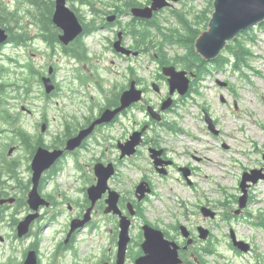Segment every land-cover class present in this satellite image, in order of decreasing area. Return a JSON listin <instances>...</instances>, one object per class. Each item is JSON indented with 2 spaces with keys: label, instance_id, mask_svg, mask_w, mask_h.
Here are the masks:
<instances>
[{
  "label": "rangeland",
  "instance_id": "374dc122",
  "mask_svg": "<svg viewBox=\"0 0 264 264\" xmlns=\"http://www.w3.org/2000/svg\"><path fill=\"white\" fill-rule=\"evenodd\" d=\"M90 1L88 0L89 5ZM92 1L98 9L104 7L101 8V15L104 14L103 11L111 10L115 4L113 0ZM0 2L12 10L17 9L20 17L26 16L19 0ZM208 6L209 0L173 1L155 16L160 30L148 28L154 46H150L149 51L145 53L128 58L117 56L109 49L106 37H111L110 33L96 29L85 37V43L91 53L98 55V59L91 64L97 65L93 72L59 51L46 49L41 42H37L38 49L34 50L37 55L24 52L25 48L14 46L12 43H2L0 67L3 66L6 72L0 79L8 87L0 92V110H9L11 118L23 121L22 126L31 133L41 131L38 120L43 115L49 119L50 131L53 134L61 132L63 115L68 114L69 119L77 123L78 120L84 121L86 116L98 114L106 98L126 87L130 77L135 79L141 88H147V92L143 102L123 113L113 125L102 126L91 136L90 148L79 156L82 165L80 169H77L73 159L69 158L64 170L55 173L46 188L54 191L60 204L57 208H45L42 211L43 219L35 220L36 225L33 223V237L15 240L11 218L6 220L2 233L8 240L0 242V264L22 262L24 251L34 241H38L40 264H100L105 257L116 258L117 245L113 239L120 230L117 229L116 232V229H112V224L105 223L98 213L94 216V227L83 229L84 226L77 229L79 232L70 249L60 248V242L65 240L73 220L84 219L87 213L85 210L83 216L76 218L84 211L86 189L95 182L93 167L103 156L102 152L107 153L105 158L118 161L120 155L115 146L117 139L128 136L135 129H141L140 126L148 119L153 121L146 112L147 105L161 110L160 106L168 97L169 85L162 67L170 58L183 55L186 50L181 43H172L173 38H163L175 35L177 41L178 38L187 36L184 26L172 14L174 11L185 14L189 25L196 28L195 25L200 22L198 16ZM91 9L89 6L84 9L87 17H91ZM103 21L99 18L97 22ZM124 21L127 27L130 23H127V19ZM142 28V25L139 26V31H142ZM208 29L209 27L205 30ZM251 30L250 36L254 40L250 42V50L253 57L249 58V64L244 66V75L232 71V66L229 65L223 71L206 73L202 79L193 78L196 92L188 97L174 95L173 106L163 111L165 124L153 125L151 130L154 134H161L164 147L176 163L169 169V174L162 175L157 172L145 148H141L136 157L120 162L119 173L112 182L114 189L131 197L138 185L144 181L143 178L153 186V192L147 193L149 197L146 196L142 200L136 197L140 215L135 220L137 228L131 229L132 241L125 264H133L134 260L143 254L141 244L144 242V236L139 227L146 222L162 229L180 244L186 240L178 226H188L194 242L198 243L195 255L191 256L192 264L200 261L201 253L209 246L215 254L202 256L201 263L264 264V180L250 187V202L242 215H233L238 208L237 203L229 207L223 206L242 194L240 181L245 169L264 168V27L259 24ZM245 37L247 35L240 38L244 43L247 40ZM131 41L134 42L132 36ZM158 45L165 51L157 53ZM42 50H45V53L41 52ZM221 53L228 55L225 50ZM28 60H33L41 75L48 74V62L57 64L56 80L60 84L58 95H50L48 98L44 96L45 88L39 72L30 73L20 66L21 62ZM169 64L176 65L173 61H169ZM238 64L242 66L240 62ZM176 66L183 68L180 64ZM77 72H80V77H84L86 81L90 80V83L81 87L75 82L73 76ZM91 75L95 77L88 78ZM153 83L159 86V92L152 87ZM23 107L32 112L24 111ZM206 112L213 119L215 127L220 130L219 134H214L208 128ZM0 127L11 128L4 121ZM185 165H193L196 168L192 178L195 182L193 186L187 183L177 168ZM207 204L220 211L221 216L214 219L203 217L198 205ZM198 225L209 229L208 239L200 237L199 229H196ZM232 229L238 239L250 243L252 249L249 252L237 253L231 247Z\"/></svg>",
  "mask_w": 264,
  "mask_h": 264
},
{
  "label": "flooded vegetation",
  "instance_id": "af4514ba",
  "mask_svg": "<svg viewBox=\"0 0 264 264\" xmlns=\"http://www.w3.org/2000/svg\"><path fill=\"white\" fill-rule=\"evenodd\" d=\"M100 1H103V0H100ZM113 1L115 4H114V6H112V9L104 12V14L101 15L100 20L102 19L104 21L99 23V27L97 30L103 29L106 33L111 34V37H106V38L108 39V42H109L108 47L112 51H114V43L119 37H121L123 39V44H125L128 48L133 49L134 42H132L131 37L128 36V34H126L127 31L125 28L126 25L124 24V22H125L124 20L127 19L128 20L127 23H130V24L131 23H134V24L145 23L144 20L147 18H144L141 16H136V15L134 16L132 14V11H133V9H136V8L151 7L152 6V0H113ZM54 2H55V5H54L53 14H52L53 27L51 28V32L55 35L54 36L56 38L55 40H52V42L49 41V39L47 38V36L45 35V33L43 31V27L41 26L39 19L32 16V13H34V12H36V14H35L36 16L38 15L37 8H35L33 5H31L28 2V0H22V1L19 0V4L21 5V3H22V5H23V8H24L23 12L26 16H21V17L19 16V18L17 19V23L12 24L10 26V28H12L13 33L11 32V29H9V31H7V33L9 34L7 44L12 43V45H14V46H17L20 48L21 47L25 48L24 52H28V53H31L33 55H37V53L34 52V50L38 49L37 45H36L37 42H41L44 44V47L46 49H51L53 52L59 51L60 54L65 55V56L67 55V57L69 56L70 58H72L76 61H79V63L81 65L85 66L90 71H92V72L95 71L97 69V65L91 66V64L93 63L94 60L98 59L97 53H95V54L91 53L90 49L87 47V45H85V47L89 49L88 54H87V58H84L83 60H81L79 58L80 56L75 55L76 54L75 49H76V47H78V45L79 46L81 45V47L77 50V52L79 55H81L79 52L82 53V43L85 42V37L90 34L88 32V28H87V23L89 22V19H88L86 12L84 10L85 8H87L89 6L88 0H68V5L69 6L71 5L70 7L76 11L80 21L84 25L83 33H81L79 36H77V38H75L74 40H72L69 43L63 42L62 35L64 34V32L61 28H59L55 24V22L53 20V16H54L55 11H56V0H54ZM0 4L6 5L5 3H2V2H0ZM74 4H76V5H74ZM6 7H7V9H10L7 5H6ZM122 9H125V12L120 14L119 12ZM15 10H17V9H15ZM157 13H159V12H157ZM157 13L155 12L154 15L156 16ZM109 15L112 16L111 22H109V20H107V17H109ZM98 20H99V18L96 20V23H98L97 22ZM22 33L26 34V39L25 38L20 39L19 43H17V41H16L17 39L15 38L16 36L13 34L21 35ZM1 48H3V44L0 45V50H1ZM41 52L45 53V50H42ZM53 55H57V54H53ZM118 55L119 54H117V56ZM47 64H50L47 75H41L42 74L41 71H39L35 68V64H34L33 60L21 62L20 66L23 67V69L26 68L27 70L26 69H24V70L29 71L30 73H38L39 72L38 74H40V76H41V82L43 83V85H44L43 80H44L45 76H50L52 78L53 84L55 85V90L53 91L52 95H58L60 92V84L56 80V72L55 71L57 70V66H56L57 64H55L51 61L48 62ZM85 73L86 72H83V74H85ZM80 76H81L80 72L74 73L73 80L75 82H77L78 84H80L81 87L82 86L84 87L86 85V83H90L89 82L90 80L86 81V79H84V77H80ZM86 77H88V76H86ZM94 77H95L94 75H91L88 78L91 79ZM166 79L168 80V78H166ZM132 80H133V78L130 77L129 83ZM97 81L100 82L99 79ZM191 83H192V80H191ZM191 89H192V84H190L189 92L191 91ZM143 91H144V93H146L147 88H143ZM84 93L87 94L86 92H84ZM44 94H45L44 96H46V98L50 97V95H51V94L50 95L47 94L46 92ZM107 99L108 98H106L105 104H107ZM116 104H118V105H115L113 107L120 105V98L118 100V103H116ZM107 107L108 106H106L105 108H107ZM160 109L162 110V105L160 106ZM23 110L24 111L29 110L30 112H32L30 109H27L25 107H23ZM161 110H158V111H161ZM163 113L164 112L162 111L161 112V121L162 122H157L155 120L152 121V120L148 119L146 123H144L142 126H140V128H142L146 125V127H148V129L144 131L141 146H139V148L136 150L137 152L134 155H132L130 157L126 156L124 158H121V156H119L120 161L119 160L117 161L115 159L105 158L104 155H106L107 153H105V151L102 152L101 156L102 155L103 156L101 158H99V161L104 162L105 164L113 163L116 167V170H117L116 174L109 181L112 188H113L112 182L114 181L115 177L119 173L118 169H119L120 162L131 159L133 157H136V155L141 152V150H142L141 148L147 149V151L149 152L150 158H151V153H150L151 148L162 150V153L159 155V159H161L163 161V163H164L163 166L165 168H167V170H168L167 175L169 174V171H170L169 169L176 164L174 159H172L169 156L168 150L164 147V140H162L161 134L160 135H159V133L154 134V131L151 130L153 128L154 124H157V123H160V125L165 124L166 119H165ZM2 114L6 115L7 118H2L1 117ZM99 115H100V111L98 114L93 115L94 117L90 121V123L93 120H95V118H97ZM11 117H12V115L10 114L9 110H5V109L0 110V126H1L3 121L11 126V128L8 127V129L7 128L1 129V127H0V239H1L0 242L1 241L4 242V241L8 240L7 236L3 235L2 229H3V227L6 226V220H8L9 217L11 218L10 224L13 225V227H14V229H13L14 239L15 240H23V238H18V236H17V229H18L17 227H18L19 222L21 220H23L30 213V209H29L28 204H27V206L25 204L22 205L23 202H21V200H24V201L26 200V203H27L29 193H30L31 188L33 186V160H34V157H35L37 150L40 147H44L50 151H54V150H62L63 151L60 158H58L52 164L50 169L45 171L42 174L40 185H39L40 193L42 194V196L45 199H47L50 202V206L46 207V208L53 209V208H57L58 204H60V202L57 200L54 191H49L46 188V186L54 178L55 173H57V172L61 173L64 170V168L68 164L67 160L69 158H70V160L73 159L72 161L76 164L77 169H80L82 167V165L79 161V156L82 152L87 151L90 148V141L92 140V138L85 140L82 143V145L80 146V148H78L76 150H68L67 149V143H68L69 139H71L74 136V135H70V132L72 131V128H73V120L69 119L70 117L68 116V114L62 116L61 132L60 133H53V134L50 131V125H49L50 121L47 118V116H45V115L41 116L38 120V124L41 126V131L37 132V133H31V131L25 130L21 124V123H23V121H19V119H17V118L12 119ZM10 118H11V120H10ZM117 120H118V118L114 122H111V124H109V125H113L114 123H116ZM90 123L85 125V127L89 126ZM102 126L104 127V125L98 126L96 128L95 132ZM105 126H107V125H105ZM80 129H81V127L78 129V132ZM135 130H140V129H135ZM135 130H133L131 133H129L128 136H125L124 138H121V139H117L115 146H116V149H117V152L119 153V155H121L120 145L125 143ZM219 132H220V130H219ZM216 134H219V133H216ZM197 160H200V158H197ZM152 161H153V159H152ZM185 167H187L189 172H190L189 178L191 179V183H188V184L193 186L195 182H194V180H192V178H194L196 168L193 165H192V167L189 165H185ZM177 168L179 169L180 173L183 175V171H182L183 168L181 166H177ZM245 170H244V172H245ZM142 180H145V178H143ZM145 181H147V180H145ZM147 182L151 186L152 192H153L152 184L149 181H147ZM25 185H27V188H25ZM250 187H248V191H249ZM120 193H121V197H120L119 202H118V207H119L120 213L107 212V207H108L107 199H108L109 193L106 192L102 196V198L99 201H97V203L93 207L92 219L87 223V225L83 229L89 228L91 226H93V227L95 226L94 225V216L96 213H98L99 216L102 217V219L104 220L105 223L106 222L111 223L112 229H116V232H117V229H119V230L121 229L122 215L130 218V220L132 222L131 229L137 228V226L135 224V220L140 215V210L138 208V201L136 199V197H137L136 192L134 190L131 197L123 194L122 192H120ZM149 196H147V197H149ZM248 196H249V194H248ZM239 201H240V195L235 196L234 199H232V201H230L228 203H224L223 206L229 207V206H231V204L237 203L238 209H236V212L233 213V215L235 214V215L240 216L245 212V208L248 206V203L250 202V200L248 197L247 205L243 209L239 208ZM91 205H92V203L88 199V195L86 193V199H85V203H84V211L82 213H80L79 215H77L76 218L83 216V213L85 212V210H87V208H89ZM198 206H200L201 214H202L201 210L203 209L204 206H208L211 209H213V207H211L208 204L207 205H198ZM215 206H218V205H215ZM44 209H45V207L41 210V214L37 220L43 219L44 215H43L42 211H44ZM132 209L135 211L134 214H132ZM213 211L216 212V217L221 216V214H222L218 210H213ZM239 213H241V214H239ZM203 217H205V216H203ZM205 218H208V217H205ZM34 224L36 225V223H34ZM33 225L30 228L32 232L27 237H24L25 239L31 238L34 236ZM180 226L181 225L178 226V229H182ZM200 226H202V225H198L196 227V229H198ZM139 229H143V226H140ZM188 229H190V228L188 227ZM78 232L79 231H77L73 234L71 240L67 244L64 241H61L60 242V248H62L64 250L70 249L72 241L74 242V240L76 238V234ZM116 235H117V237L114 238L113 241L117 245L116 250H117V254H118V242H119L120 231H118L116 233ZM185 240L186 241L181 243L182 249H181L180 253L182 255H186L187 257H191V256L195 255V250L198 248V246H196V245L198 243H196V241H195L194 244L188 245L187 239H185ZM129 246H130V244H129ZM129 246H128V252H129ZM28 249H35V250H37V252L39 254L38 247L37 248H31V245H30ZM251 249H252V247L250 245L249 251ZM128 252H127V258H128ZM26 254L27 253L24 251V257H23L24 259L21 262L22 264H24V261L26 259ZM116 260H117V255H116V258L115 257H105L101 260L100 264H115ZM135 260H134V263H135ZM39 263H40V260H39ZM184 263H185V261H184ZM196 264H201V263H200V261L197 260Z\"/></svg>",
  "mask_w": 264,
  "mask_h": 264
},
{
  "label": "water",
  "instance_id": "95a60500",
  "mask_svg": "<svg viewBox=\"0 0 264 264\" xmlns=\"http://www.w3.org/2000/svg\"><path fill=\"white\" fill-rule=\"evenodd\" d=\"M177 1V0H175ZM169 0H153L152 7L136 8L133 10L134 15L144 18H150L154 11L169 6ZM112 19V18H111ZM53 20L59 26L64 34L62 40L69 43L83 32V26L75 13L70 7L67 6V0H56V11ZM264 22V0H214V12L212 14L209 29L204 31L196 41V49L206 60L212 61L218 57L221 51L227 46L229 41L234 40L241 32L246 31L260 23ZM7 40L6 30L0 27V44ZM115 49L118 52L131 54L133 51L122 46V39L115 43ZM137 55V52H134ZM164 74L169 77L170 96L163 102L162 109H168L172 103V95L175 91H179L181 95L187 93L190 86V78L188 72L179 70L175 66L164 67ZM44 84L48 93L52 92L55 85L51 77L44 78ZM154 88L158 91L159 86L154 84ZM143 97V90L137 88L136 82L132 81L129 89L125 90L121 95V104L116 108L105 109L99 118H97L90 126L83 128L80 132L69 139L67 149L74 150L79 147L82 142L95 130L97 125L105 124L113 121L115 117L123 110L130 107L132 104L140 101ZM149 114L157 119H161L158 113L152 106L148 107ZM210 128L215 132V127L209 117ZM136 131L130 139L121 144L122 150L121 157L132 155L136 152V148L142 142L143 131ZM151 157L157 169L161 173H167L166 169L160 167L163 161L159 159L162 150L151 148ZM62 150L50 151L44 147H40L33 160V187L29 193L28 204L32 212L20 222L18 226V236L23 237L28 234L31 223L39 216V210L44 206H49L50 202L45 199L39 191V185L42 174L48 170L52 164L60 158ZM185 176L189 175V170L183 168ZM97 181L87 189L88 198L92 205L88 208L84 219H75L71 224L70 232L68 233L66 243L70 240L74 231L82 228L90 221L91 211L98 200L109 191L107 199L108 207L107 212L120 213L118 202L120 194L112 190L109 186L110 178L115 174V166L113 163L108 165L98 162L94 167ZM260 179H264V169H253L250 172H245L241 181V189L243 195L240 197V208L247 205L248 200V187L250 182L256 184ZM151 188L148 183L143 181L137 187V196L143 199ZM206 217L214 218L216 213L210 208L204 207L202 209ZM135 211L132 210V214ZM131 220L127 216L121 218V231L118 242V254L115 264H125L128 245L131 241L130 236ZM144 242L142 243L143 254L139 256L135 264H182L183 259L180 256V245L175 241L166 237L163 230L156 228L150 224L143 226ZM185 237H190V231L186 226L181 229ZM200 237L206 239L209 235V230L203 227L199 228ZM232 240L234 245L242 251H249L250 245L244 241L237 239L236 234L232 230ZM193 242L192 238L188 239V243ZM24 264H39L38 253L32 249L27 253Z\"/></svg>",
  "mask_w": 264,
  "mask_h": 264
},
{
  "label": "trees",
  "instance_id": "16d2710c",
  "mask_svg": "<svg viewBox=\"0 0 264 264\" xmlns=\"http://www.w3.org/2000/svg\"><path fill=\"white\" fill-rule=\"evenodd\" d=\"M213 1L214 0H209V6L206 7L203 11H201V14L198 16V18L200 19L199 20L200 22L195 25L196 28L189 25L185 14H182L178 11H174L172 16L175 17L182 26H184V28L187 31V36H185L184 38L180 37L178 38L177 41L175 40L176 39L175 37H177L175 35L166 36L165 38H163L164 40H170L173 38V41H171L172 43H178V44L181 43V45L185 47V50H186L185 54L178 55L174 57L173 59L170 58L169 61H173L176 65L180 64L183 67V69L193 71L196 74L195 80L202 79V77L206 75V73L207 74L211 73L214 70L223 71L229 65L232 66V71L239 72L244 75L246 72V70L244 69V66L246 65V63L248 65L250 62L249 58L253 57V54L250 50V42L254 40L252 39L253 37L250 36L252 33V30L245 31L241 35V36L247 35V37H245L247 38L245 43L240 40L241 38L240 36V37H237L233 42L228 44L225 50L226 53L228 52V55L222 53L221 55H219L216 59L212 61H207L199 55V53L196 50L195 43H196L197 38L202 33V31L208 28L211 15L214 10ZM28 2L31 5H33L35 8H37L38 15L36 16L35 15L36 12H34L32 13V16L39 19V22L41 23V26L43 27V31L45 35L47 36L49 41L52 42V40L56 39L54 37L55 35L51 32V28L53 27L52 14H53L54 5H55L54 0H28ZM89 7L92 8L91 9L92 15H90L91 17H88L89 22L87 23V28H88V32L91 33V32H94L96 29H98L99 23H96V20L98 18H101V14H100L101 8H104V7L101 6V8L98 9L97 7H95L94 2L92 0L90 1ZM123 12H125V9H122L119 13L121 14ZM18 18H19V14L17 10L14 11L11 9H7L6 5L0 4V26L4 27L6 30L8 29L7 31L11 29V32L13 33L12 28H10V26L12 24H16ZM155 18L156 17H154L151 20L145 19L144 20L145 23H142V24L131 23V24H128V26L126 27L127 34L130 37L132 36L134 39V46H133L134 50H138L141 53H145L149 51V48L154 46V40H153L151 31H149L148 28L153 29L154 31L160 30L159 25H157L155 22ZM141 25L143 26V28H142V31H139V26ZM262 27H264V24L262 25ZM13 35L16 36L15 38L17 39L16 40L17 43H19L20 39H24V38L26 39L25 33H22L21 35H17V34H13ZM85 45H86L85 42L82 43V53L79 52L81 55H79L77 52V50L81 47V45L80 46L78 45V47H76L75 49V52H76L75 55L80 56L79 58L81 60H83L84 58H87V54L89 51V49L86 48ZM161 45L163 44L161 43ZM161 51L163 52L165 50L162 46L158 45L157 53H160ZM169 61L167 62L166 65H171L169 64ZM239 62L242 64V66L238 64ZM4 72H6V69L3 66L0 67V77H3ZM192 86H193L192 90L188 95H190L193 92H196L194 91L195 85L192 84ZM6 87L8 86L4 82H2L0 79V92H3ZM121 91L122 90L118 91L117 93L112 94L111 97H108L107 104L104 103V105L100 107V112L106 106L112 107V106L118 105L116 103H118ZM1 117L7 118V116L3 114ZM93 117H94L93 115H89L85 117L86 119L84 121L78 120L77 123H73V128H72V131L70 132V135H77L78 129L80 127L84 128L85 125L90 123ZM25 188H27V185H25ZM21 202H23L22 205L25 204L27 206L26 200L25 201L21 200ZM166 235L168 236L167 233ZM37 247H38V241L31 243V248H37ZM212 254H215V251L211 249L209 246L204 249V253H201V257L204 255H212ZM181 256L184 259L185 264H192L191 257H187L186 255H182V254ZM201 257H200V261H201ZM19 264H22V263L20 262ZM201 264H206V263L202 261Z\"/></svg>",
  "mask_w": 264,
  "mask_h": 264
}]
</instances>
